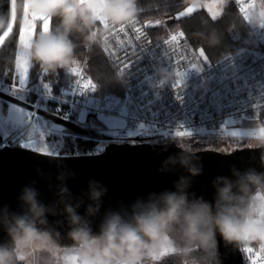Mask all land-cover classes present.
Returning <instances> with one entry per match:
<instances>
[{"label": "clouds", "instance_id": "1", "mask_svg": "<svg viewBox=\"0 0 264 264\" xmlns=\"http://www.w3.org/2000/svg\"><path fill=\"white\" fill-rule=\"evenodd\" d=\"M204 2L185 0L194 8ZM26 11L51 17L56 23L47 31L37 30L25 43L19 33L27 22ZM140 11L138 0H0V37L8 34L0 40V47L18 29L13 68L37 63L43 71L55 73L77 63L78 45L73 37L88 51L109 47L114 29L137 21ZM243 14L252 25H264L261 5ZM197 35L209 47L220 42L215 31ZM158 73L160 83L175 75L163 67ZM111 79L120 82L118 73ZM251 146L261 149L264 167V135L258 131ZM179 147V152L167 156L157 168L160 173L174 172L177 167L184 170L186 175L173 181L174 190L149 191L130 204L118 202L115 208L104 209L98 232L93 231L92 221L101 215L108 188L100 180L89 179L87 187L76 195L67 185L75 172L63 167L53 184L37 169L41 178L49 181L54 198L42 200L34 180L18 193L19 210L0 204V232L7 237L0 241V264H70L74 257L83 264H153L166 256L177 257L179 264H222L217 234L225 246L254 248L264 255V171L254 167L241 171L232 166L230 176L217 175L212 180L214 202H209L189 192L194 178L203 172L198 149L187 142ZM161 150L167 151V146ZM49 216L63 217L57 225L67 223L70 248L61 244V233Z\"/></svg>", "mask_w": 264, "mask_h": 264}, {"label": "built area", "instance_id": "2", "mask_svg": "<svg viewBox=\"0 0 264 264\" xmlns=\"http://www.w3.org/2000/svg\"><path fill=\"white\" fill-rule=\"evenodd\" d=\"M245 19L257 44L227 51L213 60L205 61L187 38L182 28L154 37L150 29L162 23L159 18L138 19L139 33L129 30L128 35L116 33L110 46L99 48L120 76L121 92L100 91L99 85L85 70V60L78 63L93 86L84 88L80 77L72 68H64L70 79L59 85L55 95L45 92L33 103L35 108L56 98L66 109H80L88 115L103 113L124 121V127L114 141L130 140L125 129L172 128L194 130L239 126L246 120H256L264 125V25H252L240 11L238 0H233ZM261 0H256V6ZM131 28V26H130ZM181 40L170 42L174 34ZM175 73L173 79L160 83L159 68ZM39 85L47 88L42 80ZM32 118L39 124H28L25 134L21 123L0 119V145H18L14 139L19 134L24 139L49 136L52 145L49 153L68 154L65 137L68 134L44 125L33 110ZM230 118L233 124H227ZM150 141V140H148ZM242 249V248H241ZM245 264H250L242 249Z\"/></svg>", "mask_w": 264, "mask_h": 264}, {"label": "water", "instance_id": "3", "mask_svg": "<svg viewBox=\"0 0 264 264\" xmlns=\"http://www.w3.org/2000/svg\"><path fill=\"white\" fill-rule=\"evenodd\" d=\"M203 7V6H202ZM202 7H192L186 4L175 12V19H179L195 13ZM5 10L8 4L4 6ZM193 8V11L187 10ZM0 98L17 103L30 110H36L39 115L49 119L51 129L62 131L68 134L92 138L105 142L96 145L95 152L81 154H58L54 155L32 149L22 145H0V204H7L13 210L17 207V195L22 186L32 181H37L36 187L41 193V199L45 202L51 201L54 197L49 190L48 180L42 179L37 173L40 169L46 176L51 178L55 184L58 171L63 167L75 172V176L67 181V185L73 194L79 195L87 187L89 179L100 180L107 188L108 193L104 197V206L101 215L93 218V231H99V225L104 209L115 208L118 202L130 204L136 197L145 193L160 192L165 189L174 190L173 181L180 175H186L183 169L177 167L174 172L160 173L157 168L169 155L180 151L179 144L170 141H148L164 139L177 136L180 130L172 128H159L155 130L146 129H125L130 140L135 141H114L112 138L119 134L122 129L102 128L79 124L69 118L56 114L44 107L35 105L14 94L0 88ZM264 125L253 126H231L222 128H205L194 130H183L189 133L187 136L202 135H225L234 136L231 133H239V137H254ZM1 141V133H0ZM167 151H162L164 146ZM198 155L203 164V172L194 178L189 192L194 197H202L204 200L214 202V188L212 180L217 175L230 176L232 166L241 171L254 167L257 171H264L261 166V149L253 148L250 145L236 146L229 151L204 147L198 149ZM83 213L84 209L79 210ZM49 222L61 233L62 245L71 244L67 238V223L57 225V220H63L62 216H49ZM7 239L6 234L0 232V241ZM218 249L222 264H245L242 249L225 246L222 238L217 234Z\"/></svg>", "mask_w": 264, "mask_h": 264}, {"label": "trees", "instance_id": "4", "mask_svg": "<svg viewBox=\"0 0 264 264\" xmlns=\"http://www.w3.org/2000/svg\"><path fill=\"white\" fill-rule=\"evenodd\" d=\"M185 5V0H138V7L141 9L139 17L142 20L159 18L162 21L160 25L150 29V34L154 37L162 36L178 27L182 28L187 38L205 61L213 60L219 55L239 47L257 44L256 39L250 32L248 24L239 13L233 0H229L227 5L223 0L222 11L218 16H212L206 8L202 7L193 14L175 19V12ZM54 23L56 21L52 19L51 26ZM39 29L40 25L38 24L37 30ZM213 31L219 36L220 42L215 46L209 47L197 33L207 35ZM17 34L18 29H15L12 35L6 40L5 45L0 47L1 80L10 81L13 77L14 68L11 64V59L15 51ZM73 39L78 45L75 50L78 57L77 63L85 60V70L97 82L100 91L120 93L122 90L121 84L111 79L115 73L101 50L98 47H93L92 51H88L78 37H73ZM69 79L70 76L65 73L64 68H60L55 73L50 74L43 71L39 64L33 63L28 70V92L25 100L34 103L45 92L52 94L53 97L57 93L59 85L67 82ZM39 80H42L47 88L39 85ZM4 102L6 103V100ZM59 102L56 98H50L45 102V108L69 118L65 114L64 104H59ZM65 140V150L68 154L95 152L96 145L99 143L96 139L77 135H66ZM170 140L175 141L179 145L187 142L190 146L196 147L197 149L211 147L222 150V145L225 143L218 135H213L208 142L197 136H183L177 139L159 140V142ZM154 264H179V259L175 256H166L161 261L154 262Z\"/></svg>", "mask_w": 264, "mask_h": 264}, {"label": "rangeland", "instance_id": "5", "mask_svg": "<svg viewBox=\"0 0 264 264\" xmlns=\"http://www.w3.org/2000/svg\"><path fill=\"white\" fill-rule=\"evenodd\" d=\"M213 3L216 5V14L218 16L222 11L223 0H205L203 7L207 9V4ZM213 16V15H212ZM264 37V36H263ZM29 70V68H28ZM13 77L10 81H5L0 79V88L6 92L14 94L22 99H25L27 95V81H28V71L24 74L23 78H21L20 73L17 69H14ZM46 99H42L41 107L45 108ZM5 105V106H4ZM65 108V107H64ZM33 110H30L26 107H23L17 103L7 101L4 102V99L0 98V119L4 120L5 118L12 119L22 124L23 132L25 134L28 124L31 122L32 124H39L38 118H32ZM65 114L73 121L83 124V125H90L92 123H96L97 125L104 127V128H117L122 129L124 127V121L119 118L109 117L103 113H98L96 115H88L84 111L80 109H66ZM39 118L43 122L44 125L50 124L49 119L39 115ZM227 124H233V120L228 118L226 120ZM243 126H253L258 124L256 120H246L241 123ZM142 129H149V126L146 124H140L138 126ZM225 143L222 145V150L228 151L233 149L236 146H245L250 145L253 137H239V136H225V135H218ZM201 139L208 142L213 135H202L197 136ZM178 137H171V138H164V139H154L150 141H159V140H167V139H177ZM14 139L18 143V145L26 146L32 149L40 150L42 148H46L49 151L52 145V139L49 136H37L35 138L24 139L23 136L19 134L15 135ZM99 141V140H98ZM105 142V141H99ZM41 151V150H40ZM66 249L71 247V244L64 245ZM154 264V262H153Z\"/></svg>", "mask_w": 264, "mask_h": 264}, {"label": "snow or ice", "instance_id": "6", "mask_svg": "<svg viewBox=\"0 0 264 264\" xmlns=\"http://www.w3.org/2000/svg\"><path fill=\"white\" fill-rule=\"evenodd\" d=\"M86 2V0H81V3ZM102 2V0H101ZM238 3L240 4V11L242 13L247 12L249 8L255 7L256 6V0H238ZM261 8H262V14H264V0H261L260 2ZM207 10L210 12L213 16L216 14V5L213 3H208L207 4ZM99 11V10H97ZM188 12L193 11V8H190L187 10ZM26 18L27 22L24 26L23 29L20 30V39L21 41L27 43L31 40L32 36L35 34L37 31L38 24L40 25V29L47 31L51 27L52 23V18L48 16H40L34 13H28L26 11ZM101 21V23L106 24L107 22L104 20L102 16L98 17ZM131 26V28H130ZM129 30L132 32L139 33L141 31V27L138 26V20L134 21L131 25H122L118 28H115L116 33L123 34L124 37L128 35ZM8 34L5 33L4 37H0V40H3L5 37H7ZM181 40V34L177 33L174 34L170 38V42L174 43L175 41ZM18 72L20 73L21 78H23L24 74L27 73L28 71V66L24 63H21V65L17 68ZM72 70L80 77L81 80V85L84 88H90L93 86L91 80H87L84 74V70L79 66L78 63L74 64L72 67ZM257 133H254L256 135ZM259 134L264 135V128H261L259 130ZM177 136H187L189 135L188 132L180 130L176 132ZM231 135H239V133H231ZM41 151H44L45 153L47 152L46 148L40 149ZM245 253L248 255V259L250 261V264H264V255L259 253L256 249L254 248H245L244 249ZM165 254L167 253V249L164 250ZM70 264H83V262L79 261L77 257H74Z\"/></svg>", "mask_w": 264, "mask_h": 264}, {"label": "flooded vegetation", "instance_id": "7", "mask_svg": "<svg viewBox=\"0 0 264 264\" xmlns=\"http://www.w3.org/2000/svg\"><path fill=\"white\" fill-rule=\"evenodd\" d=\"M88 126H97V127H101V126H99V125H97L96 123H92V124H90V125H88ZM103 128V127H102ZM99 141H101V140H99ZM97 151V150H96Z\"/></svg>", "mask_w": 264, "mask_h": 264}]
</instances>
